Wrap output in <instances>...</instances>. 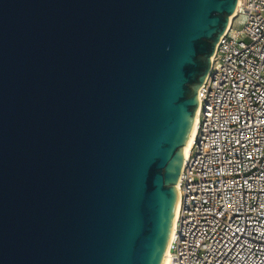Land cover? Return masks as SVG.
<instances>
[{
  "label": "water",
  "instance_id": "1",
  "mask_svg": "<svg viewBox=\"0 0 264 264\" xmlns=\"http://www.w3.org/2000/svg\"><path fill=\"white\" fill-rule=\"evenodd\" d=\"M237 0H0V264H163Z\"/></svg>",
  "mask_w": 264,
  "mask_h": 264
},
{
  "label": "built area",
  "instance_id": "2",
  "mask_svg": "<svg viewBox=\"0 0 264 264\" xmlns=\"http://www.w3.org/2000/svg\"><path fill=\"white\" fill-rule=\"evenodd\" d=\"M197 114L178 178L171 264H264V0H237Z\"/></svg>",
  "mask_w": 264,
  "mask_h": 264
},
{
  "label": "bare ground",
  "instance_id": "3",
  "mask_svg": "<svg viewBox=\"0 0 264 264\" xmlns=\"http://www.w3.org/2000/svg\"><path fill=\"white\" fill-rule=\"evenodd\" d=\"M235 16H236V10L233 14L230 15L229 17V23H228V28L232 25V23L234 22V19H235ZM197 123H198V114L196 113V116H195V120H194V123H193V127H192V130H191V134H190V137L187 141V143L185 144V155H188L190 149L192 148L193 146V143L195 141V135H196V131H197ZM176 187H178V180L176 182ZM177 212H178V209H177ZM177 212H176V216H175V219L173 221V224H172V229L174 227V223L176 221V218H177ZM172 232V231H171ZM170 241V240H169ZM171 254H170V248H169V245H168V248H167V252H166V255L164 257V261H163V264H171Z\"/></svg>",
  "mask_w": 264,
  "mask_h": 264
},
{
  "label": "rangeland",
  "instance_id": "4",
  "mask_svg": "<svg viewBox=\"0 0 264 264\" xmlns=\"http://www.w3.org/2000/svg\"><path fill=\"white\" fill-rule=\"evenodd\" d=\"M241 25H242V23H238V22L236 23V26H237V27H239V26H241Z\"/></svg>",
  "mask_w": 264,
  "mask_h": 264
}]
</instances>
